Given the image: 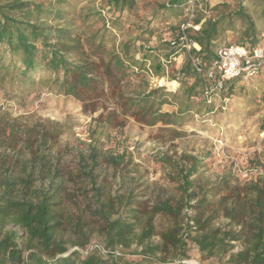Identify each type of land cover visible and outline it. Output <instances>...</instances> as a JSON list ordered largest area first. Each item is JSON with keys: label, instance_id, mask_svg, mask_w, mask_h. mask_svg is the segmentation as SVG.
Instances as JSON below:
<instances>
[{"label": "trees", "instance_id": "1", "mask_svg": "<svg viewBox=\"0 0 264 264\" xmlns=\"http://www.w3.org/2000/svg\"><path fill=\"white\" fill-rule=\"evenodd\" d=\"M62 1L66 0H0L1 90L24 93L36 84L49 86L86 102L95 111L93 101L106 95L105 80L111 79L109 89L121 115L150 127H182L193 113L207 109L201 96L206 98L212 87V81L195 70L193 59L207 69L223 47L253 50L264 46L261 29L243 0H236L234 6L215 7L208 16L202 12L195 20L201 24L199 32H189L200 51L193 50L176 70L177 93L165 87L150 89L151 78L173 74L162 59L171 64L183 52L158 38L157 47L141 50L138 60L135 39L110 38L105 29L85 40L73 36V22L60 6ZM252 1L264 22V0ZM187 2L165 0L156 16L165 22L177 16ZM109 5L117 12H130L138 7V0H110ZM115 27L121 29V23ZM145 30L148 37L137 38L141 43L149 41L154 32ZM258 77L264 79V73ZM241 80L227 81L222 92L231 94ZM166 104H175L177 112H163ZM117 116V110L108 113L104 123L111 124ZM62 134L55 128L28 127L0 111V264H185L187 240L207 257H218L227 264H264V176L240 183L226 174L198 185L197 159L183 156L176 161L161 156L176 192L160 188L163 192L149 206V201L138 200L135 188L121 194L108 191L100 175L105 166L141 178L132 154L105 152L95 142L88 145L86 154L79 155L76 172H65L52 158ZM186 159L192 161L191 166L185 164ZM131 180L139 181L135 176ZM135 185L141 186L140 182ZM163 193L171 194L162 199ZM66 203L76 207L75 213L67 210ZM219 220L227 222L224 228L215 225ZM9 224L25 234L23 244L17 232L4 230ZM94 233L108 254L69 253L70 248L89 245ZM133 247L138 260L114 254L119 248Z\"/></svg>", "mask_w": 264, "mask_h": 264}, {"label": "rangeland", "instance_id": "2", "mask_svg": "<svg viewBox=\"0 0 264 264\" xmlns=\"http://www.w3.org/2000/svg\"><path fill=\"white\" fill-rule=\"evenodd\" d=\"M42 1L45 0H36ZM164 1L138 0L137 8L123 13L115 11L109 5L110 0H66L62 1L60 6L66 9L67 18L73 22V36L85 40L98 30L105 29V34L110 38L135 39L138 50L136 59L140 60L141 50H154L158 45V38L162 44H168L162 40L177 37L181 25L186 21L188 13L184 6L180 8L177 16H172L165 22L157 17L156 10ZM235 2L236 0H197L194 20L202 12L208 16L213 8L223 4L234 6ZM243 5L258 23L262 34L260 40L264 44V22L261 21L260 9L252 0H243ZM119 22L121 29L118 30L115 25ZM50 24L55 23L51 21ZM145 29L154 32L149 41L141 43L137 38L145 37ZM226 40L231 39L226 37ZM110 45L108 42V46ZM186 56L184 52L179 53L173 57L171 64L163 58V63L173 74L169 75V78H151L149 88L159 89L155 87L156 80L159 79L164 83L160 88L165 87L169 92L177 93L180 83L175 81L173 76H177L176 70L181 67ZM110 81L111 79L105 80L106 95L93 101L95 111H92L93 108L86 102L64 93H57V89L53 90L49 86L40 87L37 84L24 93L0 89V111L10 114L12 118H18L20 123L28 127L45 126L63 131L52 158L65 172H76L79 167V155L86 154L88 145L95 142H98L105 152L110 150L121 154L127 151L132 154V163L137 165L136 169L141 173V178L137 173H116L112 168L105 166L100 169V175L108 191L121 194L135 188V194H139L138 200L149 201V206L156 203V196L163 192L160 188L176 192V183L167 177L170 171L164 170L161 156H170L176 161H180L183 156L197 159L200 164L199 173L195 177L198 185L220 180L226 174H230L240 183L264 176L263 78H242L231 94L222 92L224 90L217 92L211 104L201 96L207 109L193 113L191 120L182 127L162 124L150 127L138 123L130 115H121L118 100L109 89ZM116 110L117 118L109 125L104 123L108 113ZM177 110L175 104L162 107V111L169 114ZM100 117L102 119H99ZM191 162L186 159L185 164L191 166ZM133 176L139 181H132ZM139 182L141 186L137 187L135 184ZM170 194L163 193L162 199ZM66 206L70 213H75V206L69 203H66ZM188 214L191 215L190 212ZM226 224V221L219 220L215 225L224 228ZM4 230L17 232L20 236L18 242L23 244L25 234L19 227L9 224ZM154 241L158 243L159 239ZM187 244V259L183 261L185 264H227L226 260H220L218 257H207L190 240H187ZM102 248V240L94 233L89 245L78 250L70 248L69 252L77 251L86 256L88 253L101 252ZM134 250V247L130 250L119 248L117 252L126 259L138 260L140 256L134 255Z\"/></svg>", "mask_w": 264, "mask_h": 264}, {"label": "built area", "instance_id": "3", "mask_svg": "<svg viewBox=\"0 0 264 264\" xmlns=\"http://www.w3.org/2000/svg\"><path fill=\"white\" fill-rule=\"evenodd\" d=\"M196 4L197 0H188L184 5L188 14L186 21L180 27L178 36L162 40L164 43H168L171 48L178 52L182 51L189 57L193 50L200 51L198 44L189 38V32L201 30V24H196L194 20ZM193 66L198 73L205 74L207 79L212 81L211 89L205 93L207 102L211 104L215 94L224 89L227 81L237 78L253 79L264 73V46L253 50L238 45L223 47L218 51L216 60L209 68L206 69L200 61L195 59H193ZM163 85L162 81L156 80V88L163 87ZM78 249L74 248L73 250ZM101 253L108 254L109 251L102 248ZM114 254L119 256L117 251Z\"/></svg>", "mask_w": 264, "mask_h": 264}, {"label": "crops", "instance_id": "4", "mask_svg": "<svg viewBox=\"0 0 264 264\" xmlns=\"http://www.w3.org/2000/svg\"><path fill=\"white\" fill-rule=\"evenodd\" d=\"M178 60V59H177Z\"/></svg>", "mask_w": 264, "mask_h": 264}]
</instances>
